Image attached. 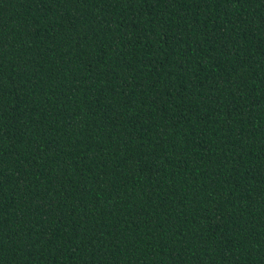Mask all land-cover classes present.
<instances>
[{"label":"trees","instance_id":"16d2710c","mask_svg":"<svg viewBox=\"0 0 264 264\" xmlns=\"http://www.w3.org/2000/svg\"><path fill=\"white\" fill-rule=\"evenodd\" d=\"M0 264H264V0H0Z\"/></svg>","mask_w":264,"mask_h":264}]
</instances>
